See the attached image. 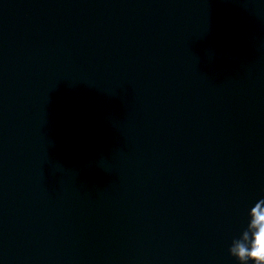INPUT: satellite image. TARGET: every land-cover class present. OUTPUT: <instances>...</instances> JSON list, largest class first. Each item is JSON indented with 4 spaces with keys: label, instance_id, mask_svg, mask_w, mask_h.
<instances>
[{
    "label": "water",
    "instance_id": "obj_1",
    "mask_svg": "<svg viewBox=\"0 0 264 264\" xmlns=\"http://www.w3.org/2000/svg\"><path fill=\"white\" fill-rule=\"evenodd\" d=\"M264 199V0H0V264H237Z\"/></svg>",
    "mask_w": 264,
    "mask_h": 264
},
{
    "label": "clouds",
    "instance_id": "obj_2",
    "mask_svg": "<svg viewBox=\"0 0 264 264\" xmlns=\"http://www.w3.org/2000/svg\"><path fill=\"white\" fill-rule=\"evenodd\" d=\"M257 204L247 214L246 227L231 240L229 253L237 264H264V199Z\"/></svg>",
    "mask_w": 264,
    "mask_h": 264
}]
</instances>
